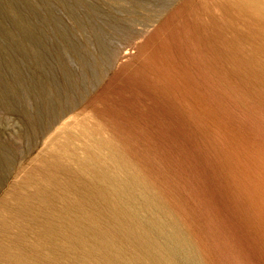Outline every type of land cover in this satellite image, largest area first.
Wrapping results in <instances>:
<instances>
[{
    "label": "rangeland",
    "instance_id": "1",
    "mask_svg": "<svg viewBox=\"0 0 264 264\" xmlns=\"http://www.w3.org/2000/svg\"><path fill=\"white\" fill-rule=\"evenodd\" d=\"M60 1L0 0V223L10 225L8 229L0 224V264H23L27 261L28 264H141L145 261V255L139 246L138 233L136 231L133 234L132 228L128 226L130 220L125 216L124 210H120L111 198L100 196L85 188L86 186L82 187L83 183L79 185L84 180L81 181L82 177L78 176V173V177L75 176L77 171L72 169L74 163L68 162L72 168L69 166L67 173L60 172L57 175L61 186L58 188L60 194L59 191L56 192V188L54 190L53 185L50 187V183L47 182V185L44 181L45 184L39 182L43 180V170L48 167L43 160L51 159L50 153L48 155L50 150L47 149L49 145L46 144H50L51 140L54 143L57 136L62 134L60 127L65 118L73 113L67 114L56 124L58 131L56 127L54 129L59 134L55 135L54 129L51 132L46 129L48 117L44 109L47 107L41 100L50 101L48 98L52 96L53 101L56 98V101L58 98L62 101L67 87L72 88H69L72 93L79 89L83 94L81 98L79 92L76 93L79 98L74 94L76 100L89 103L87 106L99 110L97 112L101 110V115H107L104 117L109 123L111 121L109 125L112 126L114 134L116 132L115 137L120 141L118 146H121L119 148L123 150L121 151L124 156H127L126 159L129 157V161L141 177H144L159 202L169 211L186 240L188 239L187 243L190 242L189 245L191 244L195 254L200 257L201 264L207 263L206 252L202 250L200 243L203 237L194 210L196 174L191 171L188 181L191 180L184 183L183 171L186 168L178 153L184 145L214 141L207 134L216 132L218 142L227 140L226 142H237L246 148L256 147L262 149L260 152L263 153L260 154L264 156V22L258 16L256 17L259 20L255 16L254 18V14L249 11L250 15L246 7L242 8L243 5H232L230 1L227 3V0H210L212 5L209 0H166L169 2L167 8L160 9V12L159 9L154 10L157 8L152 0ZM215 2L216 5L213 4ZM115 4H119L118 8ZM217 5L219 6L215 9ZM147 6L148 10L150 9L148 13ZM240 6V10L236 9ZM81 25L84 27L81 28ZM91 27L95 29L94 32ZM125 47L134 55L129 60H123L120 56ZM92 73L95 80L92 86L88 87L90 92L87 93L80 87L81 80L85 83ZM59 94L63 98L60 99ZM59 103L54 102V105L49 106L53 108L58 105L54 110L60 111L64 105ZM29 113L36 117L30 116ZM31 117L33 123L28 122ZM36 121L42 124L46 122L43 126L47 127L42 124L37 127L40 123ZM30 124L34 128L36 126L35 129L39 130V133L31 128L33 126ZM31 130H35L37 135L35 132L33 135ZM49 136L54 140L48 139ZM55 142L57 143V140ZM39 161L45 163V166ZM32 172H38V175L35 176ZM32 176L38 178V186H47L45 187L48 193L42 199L45 208L43 203L37 210L30 207L28 210L27 206L18 204V200L28 194L34 201L36 196L37 199L40 198L36 192V179L32 180ZM78 179L79 184L76 182ZM64 182L68 191L62 186ZM10 186L12 188H9ZM85 189L89 190L90 194L85 193ZM61 193L63 196L67 194V202L64 203L66 199L62 198ZM91 194L96 196H90ZM66 203L70 204H67L70 210L66 208ZM71 205L79 207L72 208ZM53 212L57 215L52 214ZM59 215L62 216L59 218L62 221L58 220ZM4 220L6 222H3ZM57 222L60 223L58 226ZM47 223L51 226L46 225ZM44 225L46 228L48 226L47 230ZM38 232H41L40 236ZM47 234L54 238L49 239ZM45 237L49 241L45 240ZM15 238L17 241L14 242ZM22 241L27 248L22 246ZM7 246L10 247V252ZM3 247L6 248L5 252ZM28 253L30 256H27ZM13 254L16 258L10 256ZM18 259L21 262L17 261Z\"/></svg>",
    "mask_w": 264,
    "mask_h": 264
},
{
    "label": "bare ground",
    "instance_id": "2",
    "mask_svg": "<svg viewBox=\"0 0 264 264\" xmlns=\"http://www.w3.org/2000/svg\"><path fill=\"white\" fill-rule=\"evenodd\" d=\"M227 1H228L227 3H229V1H230L231 2L230 4H232V5H239V4L243 5L242 8L246 7L248 12L250 11V12H252L254 14L253 17L254 16L255 17L258 16L260 18V20H262L264 22V0H227ZM145 2H148V1H145ZM152 2H155V6L157 8V9H154V10L157 11L159 9V12H160V9L161 10H166L164 8H167L166 6L171 1L167 2L166 0H154V1L152 0ZM221 2H223V1H221ZM224 2H226V1L224 0ZM60 3H61V1H60ZM210 3H211V1H210ZM218 3H220V2H218ZM204 4H206V3H204ZM213 4L216 5V2L213 3ZM117 5H119V4H117ZM146 5H147V3H146ZM210 5H212V3ZM210 5H208V6H210ZM93 6H95V5H93ZM136 6H138V5H136ZM218 6L219 5L215 6V9ZM227 6H229V5H227ZM140 7L144 8V6H141V5H140ZM95 8H96V6H95ZM113 8H114V6H113ZM117 8H118V6H117ZM205 8H206V5H205ZM221 8H220V10H221ZM223 8H225V6ZM240 8H241V6L239 8L236 7V9H239V10H240ZM124 9H126V8H124ZM144 9H146V8H144ZM198 9H200V8H198ZM147 10H148V6H147ZM149 10L147 11V13L149 12ZM229 10H230V8H229ZM224 11H226V10H224ZM224 11H222V12L224 13ZM68 12H70V11H68ZM250 12H249V14H250ZM116 13H117V11H116ZM128 13H130V12H128ZM88 15H89V13H88ZM150 15H152V14H150ZM227 15L230 16V14H227ZM245 16H246V14H245ZM258 17H256V19H258ZM86 18H87V16H86ZM219 18H220V16H219ZM146 19H148V18H146ZM89 20H90V18H89ZM107 20H109V19H107ZM219 20H221V19H219ZM251 20H253V19H251ZM74 21H75V19H74ZM247 21H248V19H247ZM99 22H101V21H99ZM124 22H127V21H124ZM147 22H150V21H147ZM129 23H131V22H129ZM248 23H250V22H248ZM132 25H133V23H132ZM259 25H260V23H259ZM82 26L83 25H81V28H82ZM108 26H109V24H108ZM113 26H114V24H113ZM217 26H219V25H217ZM133 27H135V26H133ZM140 27H142V25ZM91 28H93V27H91ZM111 30H112V28H111ZM84 31H85V29H84ZM94 31H95V29L93 30V32ZM120 31H121V29H120ZM133 31H135V30H133ZM81 32H83V30ZM122 36H124V35H122ZM31 39H32V37H31ZM125 41H126V39H125ZM97 42H99V41L97 40ZM133 43H134V41H133ZM101 44H102V42H101ZM119 46H121V45H119ZM125 46H127V45H125ZM119 48H121V47H119ZM132 48H134V47H132ZM115 50H116V48H115ZM133 51H134V49H133ZM142 52H143V50H142ZM37 54H38V52H37ZM88 54H86V55H88ZM120 56H121V58L123 60H129V58L134 57L133 53L130 52L129 48H126V47H125L124 50H122V54ZM109 57H111V56H109ZM99 58H101V57H99ZM133 61H134V59H133ZM122 65H124V64H122ZM86 66H87V64L85 65V67ZM91 66H93V65H91ZM100 68L101 69L103 68L102 65L100 66ZM88 69H89V67H88ZM88 71H90V69ZM93 74L94 73H92L91 76L89 75V77L86 78L87 80H85L86 81L85 83H84L83 80H81L82 81L81 86H80V82L81 81L79 80L80 82H78L79 86L83 90H85L86 92L87 91L90 92L88 87L89 86L91 87L92 83L95 80V76ZM100 75H101V73H100ZM105 75H106V72H105ZM53 76L51 78H53ZM54 79H55V77H54ZM49 84L52 85L51 83H49ZM59 84H61V83H59ZM61 85H63V84H61ZM59 87H61V86H59ZM69 88L67 87V89H65L66 92L65 91L64 92L66 94H65V97H64V99L62 101L59 100V98L56 101V99H57L56 97H53V99L56 98L55 101H53L51 99L52 98L51 95H50L51 98L48 96L49 97L48 99H50V101L49 100H45V99H44L45 101L41 100V101H43V103L45 102V105H46L45 107H47L44 110H46V114H47V117H48V125H47L48 127L46 126L47 127L46 128L45 126H43V124L46 125L45 124L46 122L42 124L39 121H36V122L40 123L37 127H39L42 124L43 127H45L48 131L50 130V132H51V130L56 127V124L59 123L61 120H63V118H65L67 116V114L72 113V112L73 113H72L71 116H68V117L65 118V121H64V123L62 124L61 127L58 126V127H60V129L62 131V134H59L58 132L55 131V129H57V127L53 130V131H55L57 133V134L55 133V135L59 134L57 136V138H56L57 143L55 142L56 140L54 141L55 144L52 142L51 139L54 140V138L50 139V136L48 138V139L51 140V142L49 141L50 144L53 143L54 145L51 144V146H50L49 143L46 144V145H49V147H51V149H49V147H47L48 151L50 150L48 152V155L50 153L49 156H50L51 159L43 160L44 162L47 163L46 166H48V167L45 170H43V173H42V176H41V178H43V180L42 181L39 180V182L40 183H44V182L45 183H47V182L50 183V187L53 185L54 186L53 187L54 190L57 189L56 192H58L60 190L58 188L61 187L60 186V181L57 178L58 173H60V172L67 173L68 169H69V166L71 165L68 162L74 163V168H76V170L74 168H72V166H70V167L74 171H77L75 173V176H77V175L79 176L80 175V177L83 178V179L81 178V181L84 180V181H82L79 184L78 183L79 179H80L79 178L78 181H76L79 185H83L84 184L82 187L86 186L85 188H89L90 190H92L93 192L97 193L100 196H103V197H106V198L107 197L111 198V200H113V203L116 206H118V208L120 210H124L125 216H127L129 218V220H130V222L128 221V226L132 228L133 234H135L134 232L137 231L139 239H140V241H139L140 245L139 246H140L141 252L143 253V255H145V261H143V263H141V264H201V261L199 260L200 257L198 258L197 254H195V252H194L195 250H193L191 248V246H190L191 244L189 245L190 242L187 243L188 239L186 240V238H185L184 234L182 233L180 227L175 222V220L172 218V216L170 215L169 211L159 202V200L157 198V195L150 188V186L147 184V182L144 181V179H143L144 177L143 178L141 177V175L138 173V171L136 170L134 165L129 161V157H128V159H126L127 156H124V154L122 152L123 150L119 148L120 145L118 146V142L120 143V141H118L117 137H115L116 132L114 134L113 129L111 128L112 126L110 127L111 121L109 123L108 120H106L107 118L105 119V117H104V116H107V115H101L102 114V113L100 114L101 110H100V112H97L99 110L91 108L89 105L87 106V104H89V103L85 104V102H83V101L81 103V101H79L80 99L76 100L75 98L78 96V95L76 96V93L79 92L78 91L79 89L77 90V87H75L77 91H76V93H72V91L70 90L72 88H70V89ZM36 89H38V88H36ZM47 89H49V88H47ZM60 91H62V90H60ZM60 91H59V93H60ZM85 91H83V92H85ZM43 92H45V91H43ZM53 93H54V91H53ZM50 94H51V91H50ZM74 94H75L76 97L74 96ZM81 95L83 96V94H81V93L79 94L80 98H81ZM85 95H87V94L85 93ZM79 96H78V98H79ZM59 97L61 99L62 96L60 95ZM54 102L55 103L61 102L62 105H64V107L60 103L59 104L62 106L63 109L62 110L60 109V111H57L58 109L54 110V108L56 109L55 106H57V108H58V105H55L53 108L50 107V106H52V104L54 105ZM86 102H87V100H86ZM43 103H41V104L39 103V104L42 105ZM43 106H44V104H43ZM96 106H97V104H96ZM51 108L53 110H51ZM23 114H25V112ZM30 116H33V115L30 114ZM26 117H27V115H26ZM33 117H36V116H33ZM33 117L29 118L30 119L28 121L29 123L31 122V120H33ZM109 117H108V119H109ZM35 119H34V121H35ZM38 119L39 118H37V120ZM25 121H26V119H25ZM31 123H33V122H31ZM31 126H33V125H31ZM31 128H34V126L31 127ZM35 128H36V126H35ZM35 130L34 131L31 130L32 134L35 132ZM117 130H118V128H117ZM38 131H37V133H39ZM41 131L43 132L44 130H41ZM41 131H40V133H41ZM57 131H58V129H57ZM45 132H47V131H45ZM53 133H52V135H53ZM35 135H37L36 132H35ZM119 135H121V134H119ZM207 136L212 137L214 139V141L212 140L210 143H207V144L206 143L205 144L204 143H200V144H196V145H188V146L184 145L185 147L182 146L179 149L180 153H178V154H180L181 161L185 165V168H186L183 171V172H185V174H184V183L186 184L187 182H189L191 180L190 179L188 181V174L191 177V174H192L191 171L196 174V180H195L196 182L194 184V192L195 193H193V195H194L193 196L194 197V199H193L194 200V210H195V213H196V216H197V219H198L197 225L200 228V230H201L200 233H201V236L203 237L202 241L200 240L201 241L200 243H201L202 250L206 252V262L208 264H264V159L262 158L264 156H262V154H260V153H263V152H260L262 149L259 150V148H256V147L255 148H246V147H244L243 145H241V144H239L237 142L236 143L235 142H230V141L226 142L227 140L225 142H223V143H220V142H218L216 140V138H218V136L216 135V132L209 133V134H207ZM54 137H56V136H54ZM220 140H222V138ZM46 142H48V141H46ZM78 150H80L79 152H81L82 155H80ZM45 153L47 154V152H45ZM42 155L39 156V157L41 158ZM48 155H46V157ZM2 156H3V154H2ZM170 157H172V156H170ZM4 158H5V156H4ZM175 158H176V156H175ZM42 159H44V157ZM172 160H174V159H172ZM35 161H38V160H35ZM39 163H41V162L39 161ZM41 164H43V163H41ZM44 164L42 166H45ZM67 164H69V165H67ZM37 169H38V167H37ZM37 169H36V171H38ZM42 169H43V167H42ZM29 170H32V169H29ZM33 170H35V169H33ZM40 171H41V169H40ZM74 171H73V174H74ZM33 174H35V176H36V175H38V172H37V174H36V172L33 173ZM71 175H72V173H71ZM33 176H32V180L36 179V185H37L36 192L39 193V197L40 198L37 199V196H36L35 197V201H34V200H32L33 197H30L31 195L29 196V194H28V196H27L25 192H22V193H25L26 196H22L18 200V204L21 205V206H25V207L27 206L28 210H29L28 207L32 208V210H34V209L37 210V207L40 206L41 203H43V206H44L45 202L42 199L48 193V191L46 189L47 186L46 185L42 186L43 184L38 186V184H37V179L38 178L37 177H33ZM39 176H40V174H39ZM75 176L73 175V177H75ZM84 177H85V179H84ZM29 178H31V177H29ZM69 178H71V177H69ZM0 179L2 180V178H0ZM39 179H40V177H39ZM69 180L71 181V179H69ZM26 182H27L26 184L28 186V181H26ZM61 182H63V181H61ZM48 183H47V185H49ZM66 183H67V181H66ZM33 184H35L34 181H33ZM70 185L72 186V184H70ZM2 186H3V184H2ZM19 186H20V183H19L18 187ZM62 186H65V182H64V185H62ZM23 187H25V186H23ZM75 187H76V185H75ZM78 187H80V186H78ZM9 188H12V187L10 186ZM13 189H15V187ZM79 189L81 190V187ZM66 190H67V187H66ZM75 190H76V188H75ZM190 190H192V189H190ZM5 191H7V190H5ZM31 191H33V190H31ZM85 191H87V192H85ZM14 192H17V191H14ZM60 192L61 191H59L58 193L60 194ZM84 192L85 193L89 192V194H90L89 190L85 189ZM7 193H8V191H7ZM20 195H23V194H20ZM61 195L63 196L64 194L61 193ZM93 195L96 196L95 194H93ZM93 195L91 194L90 196H93ZM58 196L59 195H57V197ZM65 196H67V194ZM65 196H63L62 198H64ZM3 198H4V196H3ZM60 198L61 197H59V199ZM65 199H66V201L62 200V201H64V203L67 202V198L66 197H65ZM60 201H61V199H60ZM15 202H16V200H15ZM1 203H3V202H1ZM35 203H37V204H35ZM191 203H193V202H191ZM67 204H69V203L65 204L66 208L70 207V206H67ZM76 204H78V203H76ZM45 206H44V208H45ZM71 206H72V208L76 207V206L79 207L78 205H75V206L71 205ZM59 207H60V205H59ZM59 207H57V208H59ZM61 207L63 208L64 206H61ZM47 208H48V206H47ZM39 210H40V207H39ZM61 210L62 209H60V211ZM64 210H67V209H64ZM68 210H70V208H68ZM11 211H12V209H11ZM30 211H31V209H30ZM45 211H46V209H45ZM52 211H54V210H52ZM52 211H50V213ZM15 213H16V211H15ZM57 213L58 214L60 213L59 210H58ZM57 213L53 212L52 214H55V216H56ZM2 215H1V217H2ZM6 216L8 217L7 214H6ZM9 216L11 217V215H9ZM36 216H35V218H36ZM23 217H25V216H23ZM18 218H19V216H18ZM21 218H22V216H21ZM49 218H51V217H49ZM59 218H62V216L58 217V220H59ZM37 219H38V217H37ZM64 219H66V218L64 217ZM24 220H26V219H24ZM60 220L62 221V219H60ZM6 221H8V220L6 219ZM6 221L4 220L3 222H6ZM55 221H56V219H55ZM48 222H50V221H48ZM75 222H78V221L75 220ZM51 223H52V221H51ZM66 223H68V222L66 221ZM0 224H3V223H0ZM5 224H3V225H5ZM12 224L13 223H11V225ZM59 224L60 223H58L56 226H58ZM46 225H49V223H47ZM46 225H44L45 228H46ZM5 226H7V225H5ZM9 226H7L8 229H9ZM20 226H22V225H20ZM50 226H51V224L49 225V227ZM42 227H43V225H42ZM5 229H6V227H5ZM35 229H36V227H35ZM47 229H48V226H47L46 230ZM37 230H39V229H37ZM37 230H35V231H37ZM19 232H20V230H19ZM38 233H39V236H40L41 232H38ZM51 233H53V231H51ZM48 234H50V233L48 232ZM54 234L56 235V233H54ZM1 235H2V233L0 234V236ZM6 236H8V235H6ZM12 236H15V235H12ZM41 236H42V234H41ZM45 236H46V233H45ZM3 237H5V236H3ZM43 237H44V235H43ZM46 237H45V240L47 239ZM48 237H49V235H48ZM9 238H10V240H12L11 236ZM36 238H38V237H36ZM50 238H54V237L51 236V237H49V239ZM38 239H40V238H38ZM49 239H47V240L49 241ZM18 240L21 241L20 239H18ZM37 240H35V242ZM45 240L43 239V242ZM15 241H17V239L14 240V242ZM19 241H18V243H19ZM40 242H42V238H41ZM23 243H24V241H22V246H24ZM39 244H38V246H39ZM12 245H13V243H12ZM43 245H44V243H43ZM33 246H34V244H33ZM35 246H37V245H35ZM4 247H3V249H4ZM24 247H26V245ZM9 248L10 247H8V250H9ZM13 248L11 250H13ZM30 248H31V246H30ZM34 248L36 249V247H34ZM5 249L3 250L4 252H5ZM34 250H32V251L34 252ZM19 251H21V250H19ZM36 251H38V250H36ZM42 251H44V250H42ZM9 252H10V250H9ZM28 252H30V251H28ZM38 252H40V248H39ZM5 254L6 253H4V255ZM15 254L10 255V256L14 257ZM20 254H21V252L18 255L20 256ZM0 255H2V253ZM39 255L40 254L38 253V256ZM10 256H8V257H10ZM19 256H17V257H19ZM27 256H30V253H28ZM36 256H37V254H36ZM22 257H24V256H21V258ZM14 258H16V257H14ZM41 258H44V256H42ZM25 260L27 261L28 259H25ZM17 261H20V260L18 259ZM202 261H203V259H202ZM27 262H25V263L22 262V263L26 264ZM15 263L19 264V262H15ZM207 263H205V264H207ZM130 264H132V263H130Z\"/></svg>",
    "mask_w": 264,
    "mask_h": 264
}]
</instances>
